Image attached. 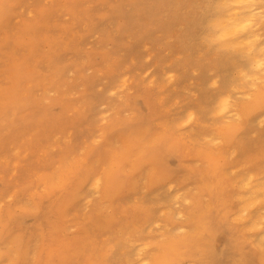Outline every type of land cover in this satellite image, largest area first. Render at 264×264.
<instances>
[{
	"label": "rangeland",
	"instance_id": "obj_1",
	"mask_svg": "<svg viewBox=\"0 0 264 264\" xmlns=\"http://www.w3.org/2000/svg\"><path fill=\"white\" fill-rule=\"evenodd\" d=\"M2 1L10 9L0 24V264H139L185 232L214 168L235 187L247 175L264 177V107L240 113L264 89V70L249 64L264 61V18L249 57L205 40L220 0ZM252 4L264 10V0ZM223 94L229 108L216 114ZM132 109L144 119L137 126L144 142L166 132L187 154L164 160L176 172L155 183L145 166L126 167V186L104 196L94 180L110 159L135 158L124 135L108 132L131 120ZM44 115L51 127L38 121ZM226 128L233 131L224 139ZM95 150L100 157L69 200L52 215L44 204L31 216L63 165ZM46 215L48 242L35 231ZM237 228L264 258V201Z\"/></svg>",
	"mask_w": 264,
	"mask_h": 264
},
{
	"label": "bare ground",
	"instance_id": "obj_2",
	"mask_svg": "<svg viewBox=\"0 0 264 264\" xmlns=\"http://www.w3.org/2000/svg\"><path fill=\"white\" fill-rule=\"evenodd\" d=\"M254 1H218L215 5L216 14L207 20L205 40L209 43L218 42L219 47L226 51L245 48L246 52L242 54L250 57L260 37L257 32V20L264 18V10L254 6ZM241 4L244 6L241 7ZM8 9L10 8L7 2L1 0L0 24L7 17L3 11L6 10V14H9ZM249 64L254 69L264 70L262 58H249ZM228 99L225 94L219 96L216 114L227 111ZM133 104L134 101H130L129 106ZM263 107L264 89L254 92L250 102L240 106V113L247 115ZM188 112L185 113L188 114L185 118L191 123L195 122V115L190 114L191 111ZM130 113L131 120L114 122L108 127V132L124 135L129 144L128 150L134 152L135 158L127 164L123 155L110 159L107 170L94 180L95 189L101 190L104 196L116 194L126 186V167L136 171L145 166L148 169V182L155 183L167 174L176 172L165 164L164 160L169 157L179 160L187 154L186 143L181 139H172L166 132L157 135L152 142H144L137 130V126L144 123L140 110L137 112L132 109ZM187 120L183 121L190 123ZM38 121H42L47 127L52 125L46 115ZM183 121L180 123L182 126ZM232 131L233 129L226 128L220 135L225 139ZM99 157V151L95 150L87 154L85 162L73 161L64 164L58 174V180L47 183L49 198L44 203L32 205L29 214L36 216L40 206L45 204L48 206L49 215H52L53 208L66 203L80 187L86 179L90 165ZM181 173L187 176V171L182 170ZM212 177V182L201 184L199 187V197L206 196L208 200L202 202L199 197L196 198L186 213L185 232L163 239L154 247L152 253L150 250L146 253V258L140 260L139 264H264V258L258 255L254 244L246 242L244 235L237 228V222L249 220L254 207L264 201V177L255 181L252 176L247 175L238 181L239 185L236 187L225 181L217 168H214ZM48 216L46 215L40 227L35 228L37 236L40 235L46 242L49 241L51 233L47 227ZM3 231L5 232L4 229ZM13 243L21 249L17 235L13 237Z\"/></svg>",
	"mask_w": 264,
	"mask_h": 264
}]
</instances>
